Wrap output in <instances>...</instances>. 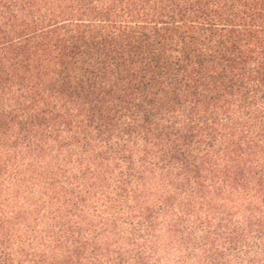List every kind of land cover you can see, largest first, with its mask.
<instances>
[{"label": "trees", "instance_id": "obj_1", "mask_svg": "<svg viewBox=\"0 0 264 264\" xmlns=\"http://www.w3.org/2000/svg\"><path fill=\"white\" fill-rule=\"evenodd\" d=\"M159 221L264 264V0H0V264H145Z\"/></svg>", "mask_w": 264, "mask_h": 264}, {"label": "rangeland", "instance_id": "obj_2", "mask_svg": "<svg viewBox=\"0 0 264 264\" xmlns=\"http://www.w3.org/2000/svg\"><path fill=\"white\" fill-rule=\"evenodd\" d=\"M119 229L121 234L129 233V231H126L127 229L123 222L119 225ZM199 233L196 234V238L200 237ZM154 236L157 238L156 244L152 245L146 243L141 251L144 256L145 264H194L193 260L187 259L185 251L180 249L169 239L162 227L161 221L158 222L157 230L154 233ZM151 240L150 238L148 239V241ZM137 250V248L133 247L126 249V251L131 254L135 253ZM126 264H135L134 256H129L126 260Z\"/></svg>", "mask_w": 264, "mask_h": 264}]
</instances>
